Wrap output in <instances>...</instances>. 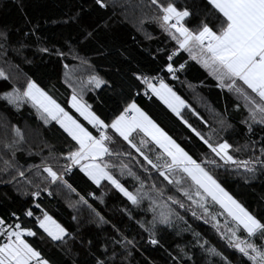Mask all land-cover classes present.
<instances>
[{
    "label": "snow or ice",
    "instance_id": "obj_1",
    "mask_svg": "<svg viewBox=\"0 0 264 264\" xmlns=\"http://www.w3.org/2000/svg\"><path fill=\"white\" fill-rule=\"evenodd\" d=\"M109 6L108 0H92L91 7L96 10ZM146 7L153 9L149 19L174 45L157 49L162 53V62L150 71L137 67L125 73L129 81L127 98L123 107L117 106L112 113L94 108L85 99L88 92L103 91L112 85L95 71L90 57L80 54L90 48L97 56H104L105 45L99 35L107 25L81 26L74 42L64 40L59 47L45 43L39 23L29 21L27 31H21L15 40L0 30V54L12 47L22 55L23 50L35 45L36 53L61 61L71 56L79 61L77 67L90 70L86 80L64 73L71 89L64 104L30 77L22 88L13 86L0 93L6 106L19 111L28 105L44 125L54 122L70 138L66 150L49 147L47 156L27 167V161L22 165L16 157L25 139L21 129L12 126L14 136L9 139L5 133L0 139V183L22 185V195L31 198L19 215L12 211L8 218L0 216V264H52L43 249L49 239L61 246L72 241L83 256L80 264H132L134 253L147 250L146 245L156 252L163 250V264H264V206L259 211L250 210L251 205L246 207L238 194L226 187L228 178L234 175L246 183L264 177V0H193L191 5L181 4L180 0H149ZM84 12L81 5L69 20L79 23ZM181 52L207 70L214 87L243 101L232 102L241 113L237 123L244 126L242 129L227 119V106L217 113L219 118L213 127L178 94L168 78L179 81L178 73L186 69ZM63 67L68 69L69 65ZM0 79H9L3 69ZM132 87L142 88L144 96L162 102L202 142L203 154L194 158L152 119L132 97ZM140 94L137 91L136 95ZM244 110L247 116L242 115ZM186 112L202 121L200 128L186 118ZM203 125H208V132ZM257 135L259 140L253 139ZM236 136L244 143L235 141ZM121 139L127 151L121 150ZM241 154L246 158L242 159ZM80 173L97 189L107 182L125 198L123 207L109 216L103 191L100 195L87 189L82 190L83 194L77 191L73 185ZM127 177L133 181L131 190L126 186L128 181L121 179ZM169 186L180 196L166 195ZM62 188L77 196L69 207L77 213L88 210L86 220L71 216L74 228L58 222L36 202L43 193L52 196ZM30 204L40 210L39 215ZM137 210L145 215L142 217ZM180 210L190 213L194 221L210 225L224 242L223 250L213 245L205 232L193 228ZM85 224L92 227L82 232ZM170 229L178 239L165 248ZM140 240H146V244ZM228 249L233 251L226 254ZM144 264L156 262L144 257Z\"/></svg>",
    "mask_w": 264,
    "mask_h": 264
},
{
    "label": "trees",
    "instance_id": "obj_2",
    "mask_svg": "<svg viewBox=\"0 0 264 264\" xmlns=\"http://www.w3.org/2000/svg\"><path fill=\"white\" fill-rule=\"evenodd\" d=\"M192 2L193 0H180L181 4L191 5ZM108 3L109 8L96 10L91 7L92 0H0V30L10 33L12 39L15 40L20 37L21 31H27L29 21L39 23L41 26L40 34L45 37V43H55L59 47L64 40L74 42L80 35L81 26L107 25V27L100 29L99 35V39L105 45L104 56H97L90 48L80 54L90 57L91 63L95 65V71L108 79L112 85L103 91L88 92L85 99L94 108L98 107L105 113H112L117 106L122 108L127 98L129 81L125 73L129 69L137 67L150 71L151 68L162 62V53H158L157 49L170 48L174 42L168 40L161 33L157 24L149 19L153 15V9L146 7L149 0H115V3L114 0H108ZM81 5H83L85 12L82 14L79 23L75 20H69L70 16H74L79 11ZM64 21H68V23H63ZM13 47H18V45H13ZM180 55L183 60L187 61L186 69L182 73H178L179 81H171V78H168L169 82L174 84L178 94L213 127L219 118L217 113H222L227 106V119L237 124L238 130L242 129L244 126L237 123L241 119V113L233 108L232 103L236 101V97L214 87L215 81L207 70L196 61L189 59L186 52H181ZM25 58L32 62H26ZM65 63L69 65L68 69L63 67ZM77 65H79V61L72 60L71 56L67 60L61 61L56 57L50 58L47 55L36 53L35 45L31 49L23 50L22 55H18L10 47L6 54H0V69H3L9 77L7 81L0 79V93L10 91L13 86L22 88L26 79L30 77L53 95L58 102L64 104L71 95V89L65 83L64 73L67 71L74 78L79 77L85 80L90 74V70L77 67ZM142 90V88H131V95L141 108L145 109V112L168 131L174 139H177L194 158L202 155L205 151L202 142L186 126L181 124L178 118L158 99L155 97L149 99L143 93L139 96L136 95L137 91L141 92ZM236 102L243 104L242 100ZM242 115L247 116V111L244 110ZM185 116L195 127H201L202 121L197 117L192 116L189 112H186ZM12 126L20 128L24 135V142L19 145L20 150L17 151L16 157L22 165L27 161L26 167L33 163H39L41 156H47L49 147L55 151H64L70 144V138L67 137L66 133H63L58 125H55L54 122L50 125H44L30 106L25 105L17 111L12 106H6L5 102L0 100V139L5 136V133L9 139L14 136ZM203 130L208 132V125H203ZM247 135L245 132L244 136ZM233 139L240 144L244 143V139L240 136ZM253 139L259 140V135ZM118 143L122 151H127L126 142L121 139ZM29 152L40 153V155L30 156ZM2 154L0 152V155ZM241 158H246V156L241 154ZM2 166V162H0V167ZM137 171L139 170L137 169ZM116 174L119 177V173ZM4 178L7 179L6 176ZM121 179L122 182L125 179L128 181L126 186L131 190L133 184L131 178ZM221 179L223 180L224 177L221 176ZM102 184L105 186L102 189H97L87 177L80 173L77 175L76 183L73 186L77 187V191L81 194H83V189L95 191L97 195L103 191L106 201L105 211L109 216H112L117 208L123 207L122 201H126L125 198L115 193L111 186L107 185V182H102ZM226 187L233 194H238V198L246 207L251 205L250 210L259 211L260 207L264 206V177L246 183L240 176L234 175L228 178ZM23 190L22 185L0 183V216L8 218L12 211H16L19 215L26 203H30L31 198L22 195ZM166 195L180 196L170 186L166 190ZM76 200L75 193L62 188L54 191L52 196L43 193L36 202L40 203L42 208L47 210L58 222L65 226L71 224L74 228L75 222L71 220L72 215H78L82 220L88 218L86 208L77 213L72 207H69L70 204H75ZM30 206L37 215L40 214V210L36 209L34 204H30ZM137 211L142 217L145 215L143 211ZM180 212L188 219L193 228L205 232L212 244L223 250L224 242L215 235L210 225L203 224V221H194L190 213L186 214L183 210ZM147 218H151L150 213L147 214ZM27 219L31 220L32 218ZM91 227V225L85 224L81 231ZM181 227L183 226L181 225ZM184 235L190 234L185 233ZM144 236L146 238L147 234L145 233ZM176 239L178 237L172 235L170 229L164 241L165 248ZM140 243L146 244V240H140ZM146 248L147 250L141 249L140 254L134 253L132 264H144V257L154 260L156 264H163V250L156 252L148 245ZM43 249L44 255L52 261V264H80L83 259L80 249L73 245L72 241H69L66 246H61L49 239L43 245ZM232 251V249H228L226 254H230Z\"/></svg>",
    "mask_w": 264,
    "mask_h": 264
},
{
    "label": "crops",
    "instance_id": "obj_3",
    "mask_svg": "<svg viewBox=\"0 0 264 264\" xmlns=\"http://www.w3.org/2000/svg\"><path fill=\"white\" fill-rule=\"evenodd\" d=\"M137 103V102H136ZM138 104V103H137ZM139 105V104H138ZM140 106V105H139ZM141 107V106H140ZM144 111H145V109H144ZM148 114V113H147ZM149 115V114H148ZM150 116V115H149ZM151 117V116H150ZM152 118V117H151ZM153 119V118H152Z\"/></svg>",
    "mask_w": 264,
    "mask_h": 264
},
{
    "label": "rangeland",
    "instance_id": "obj_4",
    "mask_svg": "<svg viewBox=\"0 0 264 264\" xmlns=\"http://www.w3.org/2000/svg\"><path fill=\"white\" fill-rule=\"evenodd\" d=\"M221 223H223V218H221Z\"/></svg>",
    "mask_w": 264,
    "mask_h": 264
},
{
    "label": "built area",
    "instance_id": "obj_5",
    "mask_svg": "<svg viewBox=\"0 0 264 264\" xmlns=\"http://www.w3.org/2000/svg\"><path fill=\"white\" fill-rule=\"evenodd\" d=\"M140 93H143V90H142ZM147 98H148V97H147Z\"/></svg>",
    "mask_w": 264,
    "mask_h": 264
}]
</instances>
